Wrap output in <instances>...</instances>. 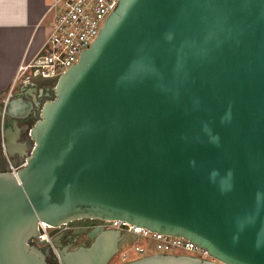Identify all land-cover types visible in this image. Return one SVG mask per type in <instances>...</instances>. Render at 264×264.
<instances>
[{
	"label": "water",
	"instance_id": "95a60500",
	"mask_svg": "<svg viewBox=\"0 0 264 264\" xmlns=\"http://www.w3.org/2000/svg\"><path fill=\"white\" fill-rule=\"evenodd\" d=\"M33 102L1 109L10 146ZM27 134L23 166L0 173V264H48L39 223L79 219L183 238L217 261L127 264H264V0H119ZM89 239L61 263L105 264L122 234Z\"/></svg>",
	"mask_w": 264,
	"mask_h": 264
},
{
	"label": "built area",
	"instance_id": "2783aa9c",
	"mask_svg": "<svg viewBox=\"0 0 264 264\" xmlns=\"http://www.w3.org/2000/svg\"><path fill=\"white\" fill-rule=\"evenodd\" d=\"M119 0H51L46 8L43 21L49 29L40 51L31 58L23 59L8 87L10 96L15 89L35 86L40 81H49L54 90L56 81L73 65L77 64L81 54L97 39L106 19L115 10ZM12 169V172L23 166ZM103 228L119 231L122 239L126 235L146 240L155 250L169 253L177 249L189 253L193 259L205 263H217L206 251L191 242L173 236L149 232L143 228L122 221L106 222ZM51 226L39 223V235L34 242L52 246L55 235L50 232ZM135 253L143 254L144 250L134 246ZM121 262L128 261L126 252L119 254Z\"/></svg>",
	"mask_w": 264,
	"mask_h": 264
},
{
	"label": "flooded vegetation",
	"instance_id": "af4514ba",
	"mask_svg": "<svg viewBox=\"0 0 264 264\" xmlns=\"http://www.w3.org/2000/svg\"><path fill=\"white\" fill-rule=\"evenodd\" d=\"M3 96L0 99V173L12 171L13 168L18 167L22 161H24L29 155L31 142L28 137V130L39 118V108L47 100H51L54 97V90L52 89V83L49 81H40L33 87L25 89H15L10 96ZM28 100L34 101L32 109L22 119L17 120V126L19 128V145L21 156L16 154L15 148L9 145L7 141V134L10 132L7 126L9 119L1 113L3 106L13 100ZM7 126L6 136L3 135L4 126ZM10 127V124H9ZM13 153H15L13 155ZM23 163V162H22ZM106 223L97 219H79L72 221L71 223L63 224L59 227H52L51 233L55 235L52 241V246L43 245L42 248L47 251V263L48 264H62V258H67L69 253L77 251L79 248H88L94 242V239H89V234L92 232L100 233L103 230H109L103 228ZM95 237V236H94ZM84 240H81V239ZM119 245V244H118ZM117 252L109 258L105 264H114V259ZM174 256L170 253H153L150 255H144L136 258L132 261L121 262L115 264H127L139 259H143L149 256Z\"/></svg>",
	"mask_w": 264,
	"mask_h": 264
},
{
	"label": "crops",
	"instance_id": "0c3cea01",
	"mask_svg": "<svg viewBox=\"0 0 264 264\" xmlns=\"http://www.w3.org/2000/svg\"><path fill=\"white\" fill-rule=\"evenodd\" d=\"M50 1L0 0V99L6 95L19 63L36 55L45 42L49 29L43 17ZM9 131L8 140L14 129ZM11 144L21 156L19 133Z\"/></svg>",
	"mask_w": 264,
	"mask_h": 264
},
{
	"label": "rangeland",
	"instance_id": "374dc122",
	"mask_svg": "<svg viewBox=\"0 0 264 264\" xmlns=\"http://www.w3.org/2000/svg\"><path fill=\"white\" fill-rule=\"evenodd\" d=\"M81 240L84 239L82 238ZM134 246L142 248L144 250L143 254L135 253V251L132 249ZM118 250H119L118 253L115 255L114 259L112 260V263L114 264L119 263V254L123 251L127 253L129 261L135 260L136 258L144 255H150L153 253H164L155 250L150 244L148 245L146 240L136 239L135 236H131V235H126L119 242ZM169 253L174 255H189V253L177 249L171 250Z\"/></svg>",
	"mask_w": 264,
	"mask_h": 264
}]
</instances>
